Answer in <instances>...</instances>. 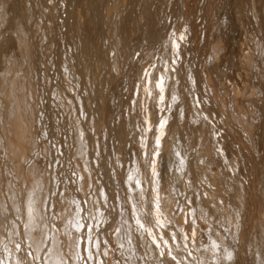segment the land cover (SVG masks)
Returning a JSON list of instances; mask_svg holds the SVG:
<instances>
[{
  "label": "bare ground",
  "instance_id": "6f19581e",
  "mask_svg": "<svg viewBox=\"0 0 264 264\" xmlns=\"http://www.w3.org/2000/svg\"><path fill=\"white\" fill-rule=\"evenodd\" d=\"M161 1L0 0V264H264V0Z\"/></svg>",
  "mask_w": 264,
  "mask_h": 264
},
{
  "label": "rangeland",
  "instance_id": "374dc122",
  "mask_svg": "<svg viewBox=\"0 0 264 264\" xmlns=\"http://www.w3.org/2000/svg\"><path fill=\"white\" fill-rule=\"evenodd\" d=\"M15 1H17V0H15ZM161 0H159V2H160ZM225 1V4L221 7V9L219 8V9H217L216 11H215V14L213 13V12H211V18H212V20H213V23H214V25H213V27L212 28H210V31H214L215 29H216V32L217 33H219L221 30H222V24L223 23H225V25H226V27H227V32H228V35H237V33H243V31L245 30V29H247V31H249V29H248V26H247V24L245 25V29H242L241 28V26L243 25V23L245 22V21H247V18H248V15L249 14H246V11L247 10H249L251 7L249 6V3H250V0H248V3H245L246 4V6L244 5V7H245V11H242V12H238V13H235V9L234 8H232V6H237V5H243L244 3L243 2H241L240 0H224ZM247 1V0H246ZM121 2L123 3V0H121ZM121 2H119L117 5H118V11H119V13L121 12V8H122V3ZM153 2H155V0H153ZM164 2V0H162L161 1V7L163 6L162 5V3ZM189 3H191V0H190V2ZM205 3H206V0H192V4H193V6H194V8L193 9H191L190 11H188L187 13L186 12H184L182 9H180V8H178L179 10V13L177 14V19H178V21H182L183 20V18L184 17H187V19H189V20H191L193 23H195V24H198V25H200V24H202L201 26H205V28H206V32H208L209 30H208V28H207V25H206V23H208V21L207 20H205L204 19V14H203V12H202V8H204L205 6ZM196 6V7H195ZM158 7H159V5H158ZM243 6L241 7V10H242V8H244ZM9 8H10V6H9ZM18 8H19V6H18ZM258 8H260V9H262V7H259L258 6ZM31 10H33V11H37V7H33ZM149 10L151 11V13L153 12V13H155L157 10L155 9V7L153 6V3L149 6ZM204 11L206 10V9H203ZM62 12H64V6H61V5H58V11H57V13L55 14V19L57 20L58 19V17H59V13L61 14ZM125 12H124V10H122V14H124ZM245 13V14H244ZM19 14L21 15V11H20V9H19ZM122 14H121V16H122ZM58 15V16H57ZM115 18H118L119 17V15L118 14H114L113 15ZM238 16V18H240V20L241 21H238L237 19H236V17ZM39 17V16H38ZM128 17V16H127ZM39 21H40V19H38ZM228 20V21H227ZM21 23H22V21H20ZM242 22V25H240V23ZM55 23H57L56 21H55ZM59 24L60 25H62V23L61 22H59ZM218 24V25H217ZM220 24V25H219ZM233 25H234V27H233ZM153 27L152 28H149V29H147V28H143V29H139V30H133V31H131V33H130V35H129V39H130V41H132L133 42V44H132V46L131 47H134L135 46V43H136V46H139V45H141V44H143L145 41H147L148 40V38H151L152 37V31H156L157 30V27H158V24H155V25H152ZM104 27V26H103ZM198 29H197V31H196V36H197V43L198 44H200V42L202 41V39L203 38H205V36H206V33H204V32H200V29H199V26H196ZM56 28H58V26H57V24H56ZM59 30H60V32H59V35H58V37H57V39H58V41L61 39V35H62V27L61 26H59V28H58ZM223 31V30H222ZM107 32H108V30H107ZM208 34V33H207ZM114 34L113 33H111V36H110V38L108 39V36H101L98 40H97V43H96V47H98L99 48V54H102V51H104V50H107V47H108V45L110 46V41L111 40H114ZM231 36H230V40L232 41V38H231ZM134 40H132V39ZM200 40V41H199ZM229 40V41H230ZM58 41H56V43L58 42ZM232 43V42H231ZM232 45H234L233 43H232ZM130 47V48H131ZM202 52H203V50H201ZM50 51L48 50L43 56H40L39 58H40V60H39V64H40V66H41V70H42V78H43V82H44V85H45V87L47 88V86L50 84V82L48 81V78H47V76H46V74L44 73V60H45V57L48 55V53H49ZM201 52V53H202ZM131 53H133V57H135V54L136 53H134L132 50H131ZM200 58L201 59H203V55H201L200 56ZM228 60V61H227ZM227 65H226V68H228L229 67V64L231 63V61L233 60V57L232 56H230L229 54H228V56H227ZM261 65H263V64H260V66ZM261 68H263V67H261ZM106 70H107V68H106ZM224 73H225V75L227 74L226 73V71H224ZM100 76L102 77L103 76V73H101L100 74ZM107 76V75H106ZM126 88H124L123 89V91L125 90ZM45 97H46V94H45ZM44 100H45V98H44ZM51 104V106L52 107H54V105L52 104V103H50ZM53 109H55V108H53ZM116 112V110L114 111V113ZM62 113H58V117H59V119H60V117L61 116H63V115H65V114H62ZM61 115V116H60ZM64 117V116H63ZM62 118V117H61ZM38 121H39V119H38ZM60 121H62V120H60ZM232 125H234L233 123H228V126L229 127H232ZM57 126V125H56ZM264 119L260 122V124L258 125V130H257V138L260 140V138H262L261 136H263L264 135ZM218 133H219V135L220 134H222V129L221 128H219L218 129ZM262 133V134H261ZM232 134V135H231ZM231 134H229V135H225V138H226V140H228V139H230V140H228V142L230 141L231 143H232V145H234V148H237V143L238 142H240L239 141V139H238V137L237 136H235V134L231 131ZM261 135V136H260ZM50 136H52L53 137V135H51L50 134ZM60 136V129H59V133H58V135L55 137V138H58ZM232 136H233V138H232ZM263 138H264V136H263ZM234 140V141H232V140ZM235 141L237 142V143H235ZM257 145L259 146V141H258V143H257ZM258 149H257V153L258 154H256L257 156L259 155V151L261 150V149H259V147H257ZM231 152H233L232 150H231ZM258 157H260V156H258ZM69 160V159H68ZM71 160V159H70Z\"/></svg>",
  "mask_w": 264,
  "mask_h": 264
}]
</instances>
